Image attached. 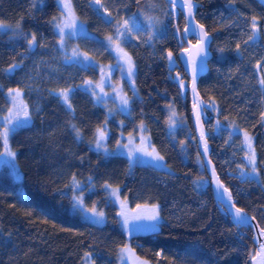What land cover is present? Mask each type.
Instances as JSON below:
<instances>
[{
  "label": "trees",
  "instance_id": "16d2710c",
  "mask_svg": "<svg viewBox=\"0 0 264 264\" xmlns=\"http://www.w3.org/2000/svg\"><path fill=\"white\" fill-rule=\"evenodd\" d=\"M194 1L195 18L211 35L213 57L198 82L207 104L203 122L211 159L235 204L264 229V85L259 83L264 78V3ZM71 2L89 32L70 38L67 46L87 53L94 64L63 60L54 27L57 0L43 5L0 0V24L10 26L0 29V116L9 109L10 89L22 92L31 113L29 124L9 136L20 178L8 166L0 167V264H83L86 253L94 264H122L118 253L127 244L138 261L150 264H250L252 230L233 224L214 200L196 148L189 96L180 86V80L188 85L178 60L186 46L181 12L165 0H99L110 14L106 21L91 0ZM156 2L163 32L153 31L149 40L121 41L135 65L136 94L125 84L131 98L127 112L108 115L82 85L99 79L100 64L116 62L106 38ZM252 17L260 33L249 40ZM17 24L22 35H14ZM33 34L36 44L30 47ZM168 52L178 65L170 66ZM65 89L72 90V111L60 98ZM172 111L180 117L174 128ZM141 124L163 167L131 163L93 147L97 129L108 131L107 145L113 148L120 133L131 134ZM232 125L238 126L235 132ZM244 132L255 150L253 175L240 170L248 166ZM117 189L130 208L158 206L159 228L127 237L119 206L109 195ZM79 198L86 209L103 212L104 221L87 220L76 205Z\"/></svg>",
  "mask_w": 264,
  "mask_h": 264
},
{
  "label": "rangeland",
  "instance_id": "374dc122",
  "mask_svg": "<svg viewBox=\"0 0 264 264\" xmlns=\"http://www.w3.org/2000/svg\"><path fill=\"white\" fill-rule=\"evenodd\" d=\"M260 1L264 3V0H260ZM57 4L60 9V14L54 20V27L57 33L59 34V48L61 50V55H62L63 60L66 63L75 62L81 65L94 64L93 59L87 53L83 52L77 47L67 46L68 40L70 38H73L77 35L88 34L89 30L86 27V24L76 15L73 6H72L73 15L69 16L68 13L64 12V9L59 3V0H57ZM91 5L99 13H101L103 19H105L106 21H110V16L108 12L105 10L104 7L103 8L100 7L101 5L100 2L97 3L96 0H91ZM159 8H160L159 4L158 2H156L154 4L149 5L147 9L138 12L136 15L126 18L123 21L122 25L118 28L119 33H122L123 35H118V33H116L115 36L111 37V40H109V37L106 38L107 46L114 54L116 58V62L114 64H107V65L100 64L98 66L100 69L99 79L96 82H84L82 85L83 88L87 89L91 93V95L93 96L94 100L97 103L106 107L107 113L109 112L108 115H113L116 111H120L123 113L127 112L128 107L131 102V98L128 96L127 92L124 89L125 84L128 85L133 95L136 94V88L134 85L135 68H134V76L131 79H129L127 75L128 63L123 58V53H126L129 57H131V55L127 50L123 48L121 41L124 39L141 40L142 38L149 40L153 34L152 33L153 31L162 33L163 27L161 24L160 15L158 14ZM73 17L75 18L77 29L75 30L74 34H69V33H73V29L67 28L64 26L66 24H69ZM125 22L127 23L125 24ZM57 25H59L60 28H64L65 35L63 37V44L61 43V34H60V30L57 27ZM117 46H119V49H122V52H119L117 50ZM73 50H75V52L78 55L74 56ZM85 57H87V59H85ZM131 60H132V57H131ZM36 77L37 76H34V78ZM102 79L106 81L103 86V91H101V89L97 87V84H99ZM183 83L184 85H186L185 81H183ZM186 88H187V85H186ZM186 88H182V90L185 91ZM20 94H21L20 98L16 101V103L19 104L22 101L23 104L25 105L21 91H20ZM8 98L10 102L9 103V109H10L13 107V101H12V96L9 95V91H8ZM123 99L128 100L127 105L123 103ZM9 109L4 115L0 116V132H3L4 130V125H5L4 117L9 116ZM15 111L16 109H13V112ZM27 112H28V117H25L23 111H20L18 116H13V125H15L16 123H20L24 125L29 124V122L31 121L30 120L31 113L28 108H27ZM173 113H175V115H173ZM171 120L175 122L174 124H171V126L174 128L180 122V117L178 116V114H176V112L172 111ZM102 129L106 132V134H108V131H106L105 128H102ZM11 134L12 132L10 133V135ZM119 136H120L119 141L113 148H110L107 145V141H106L107 138L103 142V145L100 149L96 148L95 141H94L93 147L97 150H100L104 154H118V155L125 156L126 158L129 159L131 163L151 164V165H156L158 167L164 166L162 159L156 158L157 156L159 157L161 156L152 147L151 142H150V136L145 131V127L143 124L138 126L137 131L131 134H123L122 132L120 133ZM0 145H1L0 153H4L5 148H4L2 140H0ZM244 147H245V153H246L245 162L248 166H246L247 168L241 167L240 170H241V173H246V175L247 174L253 175L254 173H252L251 171L252 165L248 163V159H247V157L250 155V152L245 145ZM8 148L10 151L13 152V150L10 148L9 141H8ZM4 165L8 166V168L13 173L16 179L20 178V172L18 171L16 162H15V157L13 158L7 155H0V167ZM113 198L115 199V201L117 202L119 206V213H121L122 211H125L127 214V219H128L127 227L124 226V217L119 215L120 223L127 237H130L133 234H143V233L153 232L159 228L160 221H161V215L159 213L158 206H156V210L158 211V220L153 221L151 219H148L147 217L152 214L154 206H143V207H137V208H130L128 204L126 203V201L122 200L120 196L118 198L113 196ZM79 201H80V198L77 201L76 205L82 212L83 216L87 220L96 223L95 221L99 218L93 216L92 211L86 209L83 206V204L79 203ZM137 215L141 216L142 218L135 219ZM103 221H104V216H103L102 222ZM138 225L142 227L136 228V226ZM126 248L130 249L131 252L134 254V251L131 248L130 244H127L126 246H123L119 249L118 257L121 256L122 251ZM89 254L90 253L85 254L83 264H94V262L91 259V255L89 256ZM134 257H135V254H134ZM119 261L121 262L120 259ZM123 264H132V261L126 258ZM145 264H150V263L146 262Z\"/></svg>",
  "mask_w": 264,
  "mask_h": 264
},
{
  "label": "snow or ice",
  "instance_id": "6c2138e0",
  "mask_svg": "<svg viewBox=\"0 0 264 264\" xmlns=\"http://www.w3.org/2000/svg\"><path fill=\"white\" fill-rule=\"evenodd\" d=\"M37 3H39L40 5H43L44 0H36ZM96 2L98 3L99 0H96ZM59 3L61 4L62 8L64 9V12L68 13L69 16L73 15V9H72V4H71V0H59ZM171 3L173 6L176 5L177 0H171ZM101 8H103V5H100ZM184 7H186L188 9V13H187V18L188 19H195L194 17V13H193V9L196 7V5L192 2V0H184ZM110 15V14H109ZM252 23H251V28H252V35L249 36V40L254 39L257 35H259L260 33V26L257 22V18L256 17H252L251 18ZM127 22H125L126 24ZM6 27H10L8 25H3L0 24V29L2 28H6ZM57 27L60 30V34H61V43L63 44V37L65 35L64 32V28H60L59 25H57ZM64 27L67 28H71L73 29V33H69V34H74L75 30L77 29V25L75 23V18L73 17L71 22L69 24H66ZM201 30L203 29V25H200ZM20 29V25L17 24L16 25V29L14 30V35H22L23 33L19 31ZM118 35H123L122 33H119V30H117ZM189 33L192 34H197L196 33V29L195 27H190L188 25L185 26L184 28V34L185 36L188 35ZM200 36V42L199 45L197 47V56L200 55H206V53L204 52V42L207 41L208 39V34L207 32H201L198 34ZM109 40H111V37H109ZM244 43H248V41H245ZM36 44V36L35 34L32 35L30 41H29V45L30 47H32L33 45ZM239 45H237V49H239ZM117 50L119 52H122V49H119V46H117ZM223 51V50H221ZM73 55L76 56L78 55L75 50H73ZM123 58L125 59V61L128 63V72L127 75L129 77V79H131L134 76V68L135 65L131 60V57H129L126 53H123ZM85 59H87V57H85ZM168 59L170 61V63L172 62V52H168ZM192 63V68H193V73H192V91L193 93H195V81L197 78V75L199 74V71H202V67L198 66L195 62V60L191 61ZM13 68L18 67V65H13ZM106 81L104 79L101 80V82L99 84H97V87H99L101 89V91H103V86L104 83ZM259 83L261 85H264V78H261V80L259 81ZM180 86L181 88H186V85H184L183 81L180 82ZM71 89H65L62 90L60 92V98L64 101V103L68 106V109L70 111H72V105L70 103V93H71ZM14 93V94H13ZM9 95L12 96V101H13V107L9 109V116L4 117V121H5V125H4V130L3 132H0V140L3 141V145L5 148V152L4 153H0V155H7L10 157H15V152H12L9 150L8 148V141H9V135L11 132L15 131V129L17 127H24V124H20V123H16L15 125H13V116H18L20 111H23L25 117H28V112H27V106L23 104V102L21 101L19 104L16 103V101L20 98V91L19 90H9ZM123 103L125 105L128 104V100L127 99H123ZM194 108H197V112H196V116L197 119H199V109H198V105H194ZM13 109H16L15 112H13ZM173 115H175V113H173ZM170 120V124H174L175 122L171 120V117L169 118ZM234 132L238 129L237 125H232ZM73 128L75 130V125H73ZM80 136L79 131L77 130V137ZM107 138V134L106 132L100 128L97 129V133H96V137H95V145L97 149H100L103 145V142L106 140ZM205 138V133L201 132V139ZM242 145H245L247 147V149L250 152V155L247 157L248 159V163L250 165H252L251 171L252 173H257V169H256V158H255V150L253 148V144H252V137L248 135L247 132L243 133V141H242ZM204 150H205V154L207 153L208 149H207V144L205 142V146H204ZM157 159H163L162 157L157 156ZM202 167H204V165L202 164ZM213 175L215 176V172L213 170ZM216 182H217V190L223 188V185H221L219 183V178H216ZM105 187H108V185H105ZM224 192L227 193L228 195V199L231 200V193L227 192V189H224ZM109 195L111 196H115V197H119V190H115L111 193H109ZM80 204L83 203L82 200L79 201ZM234 206V205H233ZM123 207V206H122ZM139 207V206H137ZM93 216L98 217L99 219H97L95 222L96 223H100L103 220V216L104 213L101 211H97L95 208H93L92 210ZM119 215H121L122 217H124V226L127 227L128 224V219H127V214L125 211H122L121 213H119ZM142 217L137 215L135 217V219H141ZM148 219H151L153 221L158 220V211L156 210V206L153 207V211L152 214L150 216L147 217ZM234 218L236 221L247 224V218L246 216L243 214V211L239 208H237L235 210V214H234ZM142 226H136V228H139ZM264 237V229H261L259 232V236L256 237L255 239L257 240L258 243V247H259V255L261 256L262 261H264V242L261 241V238ZM91 254H89L90 256ZM129 259L132 261V264H145V262H140L138 260H136V258L134 257V254L131 252L130 249H124L122 251L121 256L119 257V259L121 260L122 264L124 262L125 259Z\"/></svg>",
  "mask_w": 264,
  "mask_h": 264
},
{
  "label": "water",
  "instance_id": "95a60500",
  "mask_svg": "<svg viewBox=\"0 0 264 264\" xmlns=\"http://www.w3.org/2000/svg\"><path fill=\"white\" fill-rule=\"evenodd\" d=\"M165 1H167L176 10L181 12V14L183 15L184 21H185L184 28L186 25L190 27H195L196 33H197V34L189 33L188 35L185 36L184 28H183L182 37H183V40L186 46L184 49H182L179 52L178 60L188 79V85H187L186 90H187V93L189 96V102H190V122H191V126H192L194 136H195V143H196L197 151L202 160V164L204 165L205 172L209 178V186L211 188L213 198L218 204L222 206V208L224 209V211L226 212L230 221L233 224L238 225V226H243V227L248 226L252 230L254 246H255V253L250 261V264H264V261H262L261 256L258 254L259 247H258L257 240L255 239L256 237L259 236V232L263 228L260 227L257 220L253 216H251L247 211L238 207L235 204L232 194H231V200L228 199V195L227 193L224 192V189H227L228 193H231V191L229 188L225 186L224 182L221 180L215 168V164L213 160L211 159V145L208 140L209 134L203 122L204 109L207 106V104L205 103L204 99L202 98L198 90L199 79L207 73L209 69V63L213 57V54L210 50L211 35L206 31L204 26H203V29L201 30L200 28L201 24L196 20V18L191 19V20L187 18L188 9L184 7V0H177V3L175 6L172 5L171 0H165ZM192 2L196 5V7L198 6L194 0H192ZM196 7L193 9L194 17L196 14ZM202 31L207 32L208 34V39L206 42H204V52L206 53V55L197 56L196 54L197 47L200 42V36L198 34L201 33ZM189 36H193L195 41L194 42L189 41L188 39ZM192 60H195L196 64L198 66H201L203 69L202 71H199L198 69L199 74L197 75V78L195 81V89H196L195 93H193L192 91V73H193V68H192V63H191ZM172 65H178L174 57H172V62L170 63L171 67ZM194 105H198V109L200 113L199 119H197V116H196L197 108H194ZM201 132L205 133L204 139H201ZM205 142L207 144V149H208L206 154L204 150ZM213 170L215 172V176L213 175ZM217 177L219 178V183L223 185V188L219 190H217V182H216ZM237 208L243 211V214L247 218V224H244V223H241L235 220L234 214ZM261 241L264 242V237L261 238Z\"/></svg>",
  "mask_w": 264,
  "mask_h": 264
}]
</instances>
